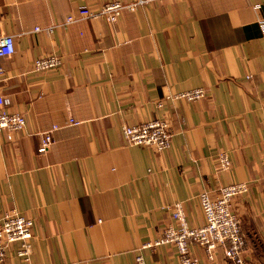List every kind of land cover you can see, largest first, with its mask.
<instances>
[{
	"label": "crops",
	"instance_id": "0c3cea01",
	"mask_svg": "<svg viewBox=\"0 0 264 264\" xmlns=\"http://www.w3.org/2000/svg\"><path fill=\"white\" fill-rule=\"evenodd\" d=\"M108 1L0 0V29L14 37V52L0 56V94L25 118L13 140L0 133V215L16 208L33 220L28 257L15 242L3 264H135L140 245L173 225L166 205L180 201L200 226L198 195L238 181L249 182L232 199L244 263L264 264V0H159L114 23L64 24L79 6ZM51 53L60 67L30 71ZM195 87L203 98L168 99ZM154 118L169 123L168 149L125 143L122 125ZM221 151L227 170L215 160ZM190 252L229 264L220 249L209 263L199 245ZM141 253L146 264L178 263L172 244Z\"/></svg>",
	"mask_w": 264,
	"mask_h": 264
},
{
	"label": "built area",
	"instance_id": "2783aa9c",
	"mask_svg": "<svg viewBox=\"0 0 264 264\" xmlns=\"http://www.w3.org/2000/svg\"><path fill=\"white\" fill-rule=\"evenodd\" d=\"M152 1L159 0H133L129 3L113 0L102 3L98 7L81 5L65 16L64 24L83 19H104L108 23H114L122 11H135L137 7ZM34 30L39 31L40 29L35 27ZM13 52L14 37L0 29V56H9ZM61 64V56L51 53L34 58L30 63V71L55 70ZM2 73L0 68V75ZM204 96L205 90L202 87H195L170 93L168 99L196 101ZM7 104L8 100L0 94V133L6 140L11 141L14 139L15 133L25 126V118L21 113L9 111ZM157 105H161V101H158ZM67 123L76 125L80 121L70 117ZM57 128L58 126L54 125L51 130L40 134L38 152L48 151L53 143L51 131ZM121 135L128 145L147 146L156 152H161L168 149L171 132L165 118H154L137 124L122 125ZM215 160L222 170H227L230 167V159L226 151L219 152ZM261 169L264 180V148ZM248 192L249 182L238 181L221 187L215 196H211L206 191L200 193L197 200L202 211L203 224L196 227L188 224L180 201L169 203L166 208L170 212L173 225L166 226L160 237L140 245L135 255V264H146L141 253L143 249H154L165 244H172L175 247L178 256L177 264H207L200 263L192 257L190 252L192 244H197L204 249L208 263L213 261L216 251L220 249L229 264H245L243 256L247 250V240L241 229V221L232 210V199ZM261 197L264 209V188ZM32 227L33 220L21 214L16 208L5 210L0 215V264L4 263L10 246L15 242L20 243L17 254L24 258L28 257L33 240Z\"/></svg>",
	"mask_w": 264,
	"mask_h": 264
}]
</instances>
